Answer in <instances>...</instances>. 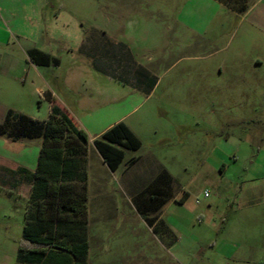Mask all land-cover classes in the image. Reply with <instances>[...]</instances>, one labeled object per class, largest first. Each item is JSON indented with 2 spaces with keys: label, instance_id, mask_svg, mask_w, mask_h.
I'll list each match as a JSON object with an SVG mask.
<instances>
[{
  "label": "rangeland",
  "instance_id": "374dc122",
  "mask_svg": "<svg viewBox=\"0 0 264 264\" xmlns=\"http://www.w3.org/2000/svg\"><path fill=\"white\" fill-rule=\"evenodd\" d=\"M28 48L59 66H34ZM121 62L149 79L124 81ZM52 106L88 140L122 118L141 141L114 172L89 145L86 182L75 187L89 193L90 222L107 236L104 245L90 238L88 264H264V0L244 15L217 0H0V123L8 110L43 122ZM8 141L0 135V264H25L17 250L34 247L22 227L35 207L24 180L42 138ZM162 169L183 200L160 212L177 238L169 249L133 208ZM48 203L51 213L57 202ZM100 205L111 213L96 214Z\"/></svg>",
  "mask_w": 264,
  "mask_h": 264
},
{
  "label": "trees",
  "instance_id": "16d2710c",
  "mask_svg": "<svg viewBox=\"0 0 264 264\" xmlns=\"http://www.w3.org/2000/svg\"><path fill=\"white\" fill-rule=\"evenodd\" d=\"M217 1L238 15H244L253 2ZM27 55L38 66L59 65L58 59L35 49L27 51ZM0 135L7 136L13 142L42 138L29 199L35 208L24 215L22 228L23 239L34 247H18L17 258L25 264H88L87 195L84 188L79 191L75 187L76 183L86 182L82 163L88 139L84 133L64 111L52 106L48 118L43 122L8 110L0 123ZM92 145L106 167L114 172L121 164L125 151L138 150L141 141L123 122H118L93 139ZM136 162L135 159L130 160L129 166ZM174 183V179L162 169L152 182L153 191L149 197L145 201H133L143 222L155 235L165 237L168 247L177 238L160 218V212L167 202L174 199V194L167 191ZM54 202H57L55 209L47 213L46 204L54 205ZM176 202L182 204L183 200ZM71 225L77 228L76 237L70 233Z\"/></svg>",
  "mask_w": 264,
  "mask_h": 264
},
{
  "label": "crops",
  "instance_id": "0c3cea01",
  "mask_svg": "<svg viewBox=\"0 0 264 264\" xmlns=\"http://www.w3.org/2000/svg\"><path fill=\"white\" fill-rule=\"evenodd\" d=\"M9 31V30H8ZM96 31H98V30H96ZM3 32H5L6 34H8L7 33V31H5L4 29H3ZM116 44V43H115ZM106 45H107V43L105 42V40H101V41H98L96 44H95V48L97 47V50L100 52V53H102V51H103V49L106 47ZM32 49H35V50H38V49H36V48H28V50L27 51H29V50H32ZM38 51H40V50H38ZM40 52H42V51H40ZM42 53H44V52H42ZM44 54H46V53H44ZM48 55V54H47ZM260 60H258V59H255L254 60V64L255 65H260ZM34 66H36V67H47V66H38V65H35L34 64ZM59 66V65H58ZM108 66V65H107ZM57 67V66H56ZM99 71H102V72H104L105 73V71H106V69H105V65H98L97 67H96ZM117 69H119V70H121L122 72H123V74H125V76H124V78H122L124 81H126L127 82V79L128 78H137L136 80H135V82H136V84H140V85H143L144 83H146V81L149 79V73H142V72H138V68H140V65L137 63V62H132L130 65H128L126 62H121L120 63V65H119V67H116ZM131 70L133 71V70H135L134 71V73L133 72H131ZM127 71L130 73L131 72V74H127ZM48 94H49V92H48ZM50 95V97H52V95L51 94H49ZM122 118H119V119H117V120H115L114 122H112V123H109V124H107L105 127H103L99 132H98V134H97V136H95L94 138H91V139H89L88 141L89 142H87V144H86V155H87V163H88V154L90 153V148H89V145H92V141H93V139H95V138H97V137H99L102 133H104L105 131H107L108 129H110L114 124H116V123H118V122H122V121H120ZM134 134H135V136L138 138V136L136 135V133L129 127V126H127ZM25 139H22V140H20V141H16V142H13V141H11V140H9L8 141V143L9 144H21L23 141H24ZM140 140V139H139ZM92 148H93V150H95L96 151V149L93 147V145H92ZM39 152H40V150H39ZM97 152V151H96ZM97 154H98V152H97ZM38 156H39V153H38ZM38 156H37V159H38ZM98 156H99V158H100V160L102 161V159H101V157H100V155L98 154ZM215 158V165H216V167L219 169V170H221L223 167H224V160L222 159V158H220L219 156H217V157H214ZM220 158V159H219ZM102 163H103V161H102ZM104 164V163H103ZM36 165H37V161H36ZM36 168V167H35ZM22 170H24V169H22ZM31 175H30V177L28 178V177H25L26 178V180H24L25 181V187H27V189H28V196H27V198H28V200L30 199V195H31V191H32V186H33V174L34 173H30ZM73 182H77V181H73ZM15 185V184H14ZM87 191H88V189H87ZM89 192V191H88ZM106 194H108L107 193V190L105 191V190H103L102 189V193H100V195H99V197L102 199V200H104L105 198H103V196H105ZM102 196V197H101ZM171 201V200H170ZM172 201H174L175 203H177L176 201V199H173ZM168 203V202H167ZM166 203V204H167ZM165 204V205H166ZM178 204V203H177ZM88 205H89V193H88V195H87V207H86V242H87V245H88V254H89V252H90V246H91V243H90V238H97V239H101V241H102V244L104 245V243H105V239H106V236H107V230H106V227L102 224V222H97V223H91L90 222V214L92 213L91 211H90V209H89V207H88ZM134 208V210L136 211V208H135V206L133 207ZM252 211H254V212H252L253 214H260V213H262L261 211H259V209L256 211L255 209L254 210H252ZM95 213L96 214H102V215H105V214H109V213H111V208L110 207H107L106 205H100V206H97V208H96V211H95ZM136 213H137V211H136ZM138 214V213H137ZM160 218H161V215H160ZM162 219V218H161ZM239 220H241V219H239ZM165 223V222H164ZM165 225L169 228V230L172 232V233H174L173 232V230H172V228H171V226H168L166 223H165ZM74 226L73 225H71V235L72 236H77V228H73ZM23 228V227H22ZM106 230V231H105ZM67 239V238H66ZM135 239H136V234L135 233H132V238H131V240H133V241H135ZM159 242L161 243V245L165 248V249H169L170 247H172V246H170V247H168L166 244H164L162 241H160L159 240ZM238 252V249H236V250H234V251H232V256L234 255V254H238L237 253ZM239 253H241V254H246V251H241V252H239ZM135 257H137V256H135ZM246 257H248L247 255L246 256H244L243 255V259H245L246 260ZM87 258H88V256H87Z\"/></svg>",
  "mask_w": 264,
  "mask_h": 264
},
{
  "label": "built area",
  "instance_id": "2783aa9c",
  "mask_svg": "<svg viewBox=\"0 0 264 264\" xmlns=\"http://www.w3.org/2000/svg\"><path fill=\"white\" fill-rule=\"evenodd\" d=\"M203 195H204V197H207L208 196V193L207 192H204Z\"/></svg>",
  "mask_w": 264,
  "mask_h": 264
}]
</instances>
